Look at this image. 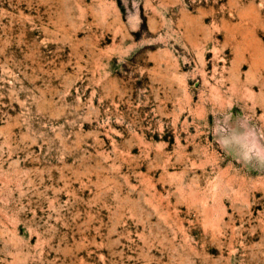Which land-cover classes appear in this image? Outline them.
I'll list each match as a JSON object with an SVG mask.
<instances>
[{
	"label": "rangeland",
	"instance_id": "obj_1",
	"mask_svg": "<svg viewBox=\"0 0 264 264\" xmlns=\"http://www.w3.org/2000/svg\"><path fill=\"white\" fill-rule=\"evenodd\" d=\"M253 136L264 0H0V264H264Z\"/></svg>",
	"mask_w": 264,
	"mask_h": 264
},
{
	"label": "clouds",
	"instance_id": "obj_2",
	"mask_svg": "<svg viewBox=\"0 0 264 264\" xmlns=\"http://www.w3.org/2000/svg\"><path fill=\"white\" fill-rule=\"evenodd\" d=\"M227 145L229 141L223 140ZM252 157L264 158V145H262L254 136L251 139H246L244 142L243 159L245 161L250 160Z\"/></svg>",
	"mask_w": 264,
	"mask_h": 264
}]
</instances>
